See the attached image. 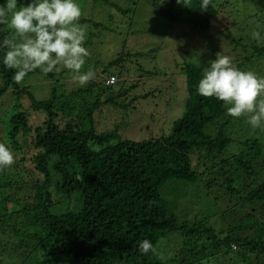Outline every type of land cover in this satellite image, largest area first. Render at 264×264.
I'll return each mask as SVG.
<instances>
[{
	"label": "trees",
	"instance_id": "16d2710c",
	"mask_svg": "<svg viewBox=\"0 0 264 264\" xmlns=\"http://www.w3.org/2000/svg\"><path fill=\"white\" fill-rule=\"evenodd\" d=\"M87 1L129 16L132 23L138 8H152L163 36L175 32V22L203 35L223 17L230 35L224 43L232 49L233 63L256 73L264 68V14L247 16L249 10L246 14L229 1L211 0L207 11L201 0H161L164 6L158 0ZM255 1L258 11L264 0ZM26 2L17 0V5ZM136 30L130 38L138 36ZM257 30L259 41L252 36ZM11 35L7 25H0V41ZM156 50L121 52L104 64L103 76L68 95L58 92L55 72L36 69L15 83V70L3 64L0 51V99L26 95L41 118L32 129L29 112L18 101L0 118L15 156V163L0 171V264L24 251H34L35 264H215L226 257L231 264H264V128L259 132L246 116H229L222 101L199 95L201 66L188 62L179 70L186 77V111L170 134L140 142L122 137L132 123L134 104L149 96L134 94L140 80L158 75L138 58ZM133 69L138 75H132ZM34 75L55 82L48 98L38 99L26 86ZM111 77L116 83L108 86ZM101 113L111 116V130L98 132L95 114ZM234 121L259 134L234 142L229 129ZM192 193L209 207L206 217L187 219L181 213ZM53 194L63 196L68 206L76 201L75 209L57 211ZM226 215L241 216L229 232ZM171 236H176L175 253L166 256L163 248ZM145 239L154 249L147 254L139 250Z\"/></svg>",
	"mask_w": 264,
	"mask_h": 264
},
{
	"label": "rangeland",
	"instance_id": "374dc122",
	"mask_svg": "<svg viewBox=\"0 0 264 264\" xmlns=\"http://www.w3.org/2000/svg\"><path fill=\"white\" fill-rule=\"evenodd\" d=\"M84 1L76 0L82 11V16L78 22H86L85 24H79L85 28L86 40L84 47L89 52V55L85 58V64L81 69L82 72L92 70L95 72V78H97L103 76L102 67L104 64L110 63L112 58L114 59L115 56L123 51L137 53L138 51L147 52L153 48L157 49L146 57L138 58V61L146 70L155 69L158 75L152 77V79H149L148 76L142 77L140 80L141 85L134 91L135 95H139L138 97L144 96L143 94L147 93H149V96L146 99L139 98L134 104L135 109L133 110L134 114H132V123L128 124L125 127L126 129L122 130L121 133L124 139L140 142L170 134L175 122L181 119L186 111L185 102L188 96L186 77L178 75L183 64L191 62L203 67L207 65L211 58H216V54L219 52L223 55H233L231 47L226 46L224 43V40L228 39L230 35L227 27L224 26L227 22L223 17L218 18L211 31L206 34L202 33L203 35H200V32H194L191 26L185 23L175 22L173 27H171V30L175 32L163 36L159 30V24L155 20L157 16L155 17L152 8L147 6L144 9L138 8L136 10L137 15L135 16L136 22L132 23L129 20V16H124L117 11L112 13L107 6L101 3L92 5L87 0L86 2ZM158 1L160 2L161 0ZM215 1L218 4L229 1L233 7L241 8L244 12L245 10H249V14L245 12L247 16H260L264 14V3H262L264 1L260 2L261 9L258 11L259 1L256 2L255 0ZM4 3H6V0ZM161 4L165 5V3ZM253 6L256 9H253ZM112 14L114 15L113 17L111 16ZM92 22L102 23L105 27L97 28ZM133 27L137 29L134 32L138 36L132 39L130 36ZM213 34L216 35L211 38ZM209 39H211L210 42ZM240 69L245 71L242 67ZM61 72H64L63 76H60ZM55 73L59 74L58 80L60 84L57 88L59 93H66L68 95L71 91L81 87L78 82L73 81V73L69 70L65 69ZM256 74L259 77H264V68L260 72L257 71ZM132 75L136 76L138 73L133 69ZM38 76L28 77L26 86H30V91L38 99H46L50 96L51 87L55 82H50L48 79ZM11 91L13 90L11 89ZM15 97L13 94H5L0 99V118L7 113H11L12 106L18 101L21 103L20 109H23L26 113L27 111L29 112L27 114L30 127L36 129L40 126V115L30 109L29 97L26 95ZM102 99H105V95ZM95 116L98 132L112 129V120L109 114L101 113L98 116L95 114ZM5 128L6 126L0 123V143H5L10 147V144L4 139V135L6 134ZM229 129L231 130L230 137L236 143H241L259 134L250 127L248 128L245 124L236 121L229 125ZM256 129L261 132V128ZM21 139H24V137H21ZM241 147L242 145L237 147V149ZM194 164L198 165L197 162H194ZM28 166L29 168H33L31 164ZM192 195V197H188V200L185 202V208L181 210V213L186 215L187 219H193L195 216L199 218L206 217L207 211H210L209 207L206 206V203L201 198L198 199L195 193H192ZM193 198L195 203L191 204V199ZM52 199L56 203L55 209L57 211H71L75 209L76 201H73L71 206H68L67 200L60 194H53ZM240 217V215L238 218H235L233 215H226L224 217V228L227 232H229L231 224L234 221H239ZM175 238L176 236H171L170 240H167L165 243L163 252L166 256L174 255ZM33 254L34 251L30 253L24 251V253L22 252L19 255H13L14 259L6 262L7 264H35V261H38L39 258ZM222 259V262L215 261L214 263L231 264L230 258L226 257Z\"/></svg>",
	"mask_w": 264,
	"mask_h": 264
},
{
	"label": "clouds",
	"instance_id": "9594fccd",
	"mask_svg": "<svg viewBox=\"0 0 264 264\" xmlns=\"http://www.w3.org/2000/svg\"><path fill=\"white\" fill-rule=\"evenodd\" d=\"M210 3L201 0V9L207 11ZM81 16L76 0H27L19 7L17 0L0 4V25H7L13 32L0 41V51L4 53L3 64L15 70L14 82L21 83L36 69L44 74L69 70L73 81L81 86L95 79L94 71H81L89 55L84 47L85 28L78 23ZM252 36L261 39L258 30ZM196 90L203 97H214L228 105L229 116H246L252 128H264V77L241 70L230 56L219 52L203 66ZM14 163L13 150L0 143V171ZM139 250L143 254L154 251L147 239L139 242Z\"/></svg>",
	"mask_w": 264,
	"mask_h": 264
},
{
	"label": "built area",
	"instance_id": "2783aa9c",
	"mask_svg": "<svg viewBox=\"0 0 264 264\" xmlns=\"http://www.w3.org/2000/svg\"><path fill=\"white\" fill-rule=\"evenodd\" d=\"M106 83L108 86L114 85L116 83V79L114 77H111L107 80Z\"/></svg>",
	"mask_w": 264,
	"mask_h": 264
}]
</instances>
